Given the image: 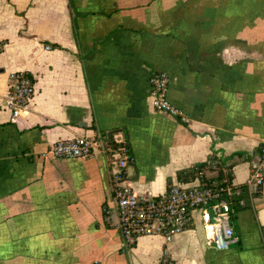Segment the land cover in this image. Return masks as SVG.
<instances>
[{"label": "crops", "instance_id": "0c3cea01", "mask_svg": "<svg viewBox=\"0 0 264 264\" xmlns=\"http://www.w3.org/2000/svg\"><path fill=\"white\" fill-rule=\"evenodd\" d=\"M0 43V264H160L163 236L122 245L107 143L129 145L141 194L215 178L216 163L235 185L248 179L264 143V0H0ZM19 70L37 92L13 120ZM155 71L189 123L153 108ZM81 136L96 140L91 155L48 153ZM232 225L239 241L219 249L193 210L169 244L174 263L264 264V188Z\"/></svg>", "mask_w": 264, "mask_h": 264}, {"label": "built area", "instance_id": "2783aa9c", "mask_svg": "<svg viewBox=\"0 0 264 264\" xmlns=\"http://www.w3.org/2000/svg\"><path fill=\"white\" fill-rule=\"evenodd\" d=\"M46 49H51V46L47 45ZM169 83L167 72H153L150 89L152 106L157 111L189 123L191 119L186 111L169 99ZM36 92L35 81L27 71L10 73L5 107L11 111L13 120L27 112ZM122 144V140H116L115 145L105 144L104 149L110 154L113 163V191L123 247L134 246L143 235H161L166 246L160 264H175L169 244L177 234L189 227L195 209H201L209 240L217 248L225 249L239 241L232 225L235 203L239 207L246 206L264 188V143L251 161L250 175L244 185H235L227 178L214 180L210 184L200 180L192 186L173 183L160 194H141L127 183L126 168L133 162L134 156ZM95 146L96 140L91 137H72L54 142L48 153L55 157H84L91 155Z\"/></svg>", "mask_w": 264, "mask_h": 264}, {"label": "trees", "instance_id": "16d2710c", "mask_svg": "<svg viewBox=\"0 0 264 264\" xmlns=\"http://www.w3.org/2000/svg\"><path fill=\"white\" fill-rule=\"evenodd\" d=\"M106 145L113 146V145H115V142H110V143H107ZM122 145L127 147L128 151L131 153V149H130L129 145L126 142H123ZM214 160H215L214 156H211L208 161L198 163V164L194 165L191 168L180 170V171H178V178L181 179V180H185V181L193 179L197 174L202 173V170L204 168H206L207 166H209L212 162H214ZM216 166H217V171H218L217 173L218 174H217V176L215 178L207 179V178H205L203 176L204 178L202 180L206 184H210L214 180H221L223 178H227L229 180H232V175H231L230 170L224 169L220 163H216ZM184 175H186V177H184ZM187 175H189V176H187ZM170 185H171V182L169 181V186ZM233 201L237 202L236 199H233ZM235 208L237 210L240 207L238 206V204L235 203Z\"/></svg>", "mask_w": 264, "mask_h": 264}]
</instances>
